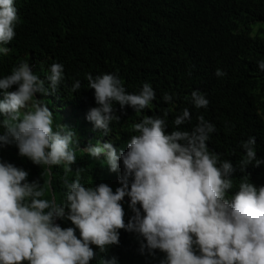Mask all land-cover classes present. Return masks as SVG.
<instances>
[{"label":"clouds","instance_id":"clouds-1","mask_svg":"<svg viewBox=\"0 0 264 264\" xmlns=\"http://www.w3.org/2000/svg\"><path fill=\"white\" fill-rule=\"evenodd\" d=\"M19 22L15 0H0V54L8 53L6 45ZM257 66L264 71V59ZM48 71L47 88L27 62L0 77V117L6 118L0 147L14 145L17 154L34 165L63 164L71 171L75 155L70 146L77 141L65 124L72 110L51 94L63 80V65L53 63ZM215 75L225 73L217 69ZM85 78L96 105L85 119L103 136L110 134L112 121H119L114 105L139 112L155 99L147 82L137 93H128L113 73ZM80 87L76 80L72 91ZM38 93L45 95L40 98ZM48 97L59 101L66 121L57 109L50 111L42 104ZM162 100L174 102L167 92ZM189 103L201 109L209 101L193 90ZM191 119L189 109H181L172 121L174 130L168 131L162 116H146L133 124L138 134L123 150L109 140L101 142L104 138L87 144L82 150L93 159L103 157L109 171L122 169L119 186L115 191L105 183L85 187L74 179L65 182L61 204L41 199L37 181L29 182L23 168L0 160V264H89L96 255L93 246L103 253L119 244L120 229L139 238L141 255L162 253L158 264H264V185H254L245 174L232 191L236 170L244 173L249 165H264V158L256 154V138L240 143L243 155L237 168L207 147L216 129L202 115L191 128L180 127ZM125 197L132 213L127 222ZM58 218L72 226L61 228ZM101 264L119 261L110 256Z\"/></svg>","mask_w":264,"mask_h":264},{"label":"trees","instance_id":"trees-1","mask_svg":"<svg viewBox=\"0 0 264 264\" xmlns=\"http://www.w3.org/2000/svg\"><path fill=\"white\" fill-rule=\"evenodd\" d=\"M15 7L20 22L6 45L8 53L0 54V77L27 62L47 88L49 66L62 64L63 80L51 94L72 110L65 126L73 131L91 132L89 136L123 150L138 134L134 123L162 116L172 131L174 117L187 107L191 122L180 127L191 128L201 115L214 124L207 147L221 159L238 168L243 155L239 145L249 136L256 138V154L264 158V71L257 66L264 59V0H15ZM217 69L225 75L216 76ZM102 73L117 75L128 93H137L145 82L155 92V99L139 112L114 105L119 121L111 122L108 136L85 119L88 109L96 106L85 74ZM76 80L81 87L73 92ZM193 90L205 95L207 108L195 109L189 103ZM165 92L173 96V103L162 100ZM5 120L0 117V132ZM79 146H70L75 155L71 171L63 164L34 165L11 144L0 147V160L23 168L29 182L40 184L41 199L57 204L65 199V182L74 179L85 187L105 183L115 191L118 171L108 172L103 157L93 159L82 150L84 145ZM245 174L254 185H264V165H249L244 173H233L232 191ZM127 202L125 197V222L132 215ZM56 222L61 228L72 226L66 219ZM139 243L135 234L120 229L119 244L103 253L93 246L96 255L89 264H101L110 256L119 264H158L163 254L141 255Z\"/></svg>","mask_w":264,"mask_h":264},{"label":"rangeland","instance_id":"rangeland-1","mask_svg":"<svg viewBox=\"0 0 264 264\" xmlns=\"http://www.w3.org/2000/svg\"><path fill=\"white\" fill-rule=\"evenodd\" d=\"M42 104H45L49 108L50 111H54L55 112V109H57L58 112H59L60 118L64 119L66 121V116L64 115L65 109H63V108H61L59 106V101H57L56 99H53L52 97H48L46 99V101L42 102ZM73 130H75V128H73ZM74 132L76 134L75 138H76V141H77V143H74L75 145H79L81 143L82 145L86 146L89 143H95L97 140H101L98 137L89 136V132L87 134H85V135H83V134H81L80 132H77V131H74ZM107 171L110 172L108 167H107ZM121 171H122V169H119L118 173L121 174Z\"/></svg>","mask_w":264,"mask_h":264}]
</instances>
